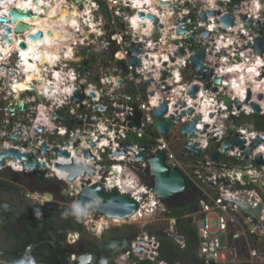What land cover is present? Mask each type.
<instances>
[{
	"label": "built area",
	"instance_id": "2783aa9c",
	"mask_svg": "<svg viewBox=\"0 0 264 264\" xmlns=\"http://www.w3.org/2000/svg\"><path fill=\"white\" fill-rule=\"evenodd\" d=\"M46 1L53 4L56 0ZM134 1L84 0L82 4L75 0L63 1V8L79 16L78 22L72 25L78 46L73 44L71 59L81 56L78 55L80 48H76L79 45L89 47L99 42L101 45L96 50L107 59L105 63L81 67V61H69L55 64L52 69L45 66L47 88L37 92L40 82L34 80L33 90H26L18 97L11 86L15 84L9 81L10 73H15L11 71L12 55L7 57L8 61L5 59L7 64L0 65V139L5 136L10 139L6 148L5 143L0 145V161L4 163L0 166L6 165L19 173L30 172L25 161L35 157L33 145L37 150L55 147L61 155L65 153L67 156L64 155L60 164L67 179L71 174L64 169L66 166L92 168V176L88 172L83 176L78 174L70 187L77 197L76 207L80 194L77 187H83L84 182H87L85 188L102 186L110 194L117 189L138 206L137 212L126 220L95 211L87 215L88 223L97 224L91 229L100 234V221V227L107 228L111 223L144 221L168 212L166 204L143 182L148 175V162L137 160L142 153L150 158L162 152L166 164L171 169L179 168L185 175L193 198H197L192 202L196 204L194 211L185 217L196 229L199 259L204 264H264V227L232 202L246 196L252 205L261 200L264 203V128L255 126L256 120L264 118V43L263 54H255L254 41L259 35L245 28L242 20L243 16L252 19L253 27L259 31L264 25V0H223V6L216 8L202 6L200 0H157L155 6L148 0H140L142 5L136 6ZM207 10H216L218 15L209 16L206 24L202 13ZM139 13L155 16L158 24L155 26L153 20L140 18ZM225 15H231L236 24L225 26L221 22ZM213 24H216L211 27L214 31L203 37L200 28ZM158 25L162 28L157 29ZM169 25L187 31L178 37L182 41L180 46L207 48L205 66L208 69L202 71L204 77L200 80L193 76L195 80L189 81L184 74L191 63L189 57L195 54L187 48V56L169 64L175 70L161 80V72L165 70L162 61L171 56L168 52L172 54L178 48H166ZM262 33L264 37V30ZM190 34L195 36L187 45L183 41ZM112 44L119 47L113 54L114 60L126 61L125 73L109 60ZM137 46H140V54L136 56L139 64L133 67L127 60L130 50ZM118 55L123 58H117ZM15 62L14 67L18 66V61ZM58 73H61L60 81L55 85L49 78ZM180 74L184 78L181 84L178 83ZM217 80L222 83L217 84ZM193 86L198 91L191 97ZM164 102H167V113L163 118L173 117L176 126L167 136L156 127L154 115ZM252 105L259 108L258 113ZM189 109H192L190 114ZM195 116L200 118L198 131L195 138H190L182 132V127L189 125ZM144 138L148 143L142 151ZM237 140L243 144L238 145ZM256 141L261 142L255 144ZM22 143L27 145L21 148ZM230 143L232 146L223 150ZM12 149L21 150L18 153L28 158L15 159L10 155L5 164L4 151L12 152ZM214 153L219 155L218 161L212 159ZM120 159L124 160L123 164L118 162ZM131 175L135 176L136 184ZM138 184L140 189H133ZM77 212L83 215L78 207ZM96 218H100L97 223ZM261 220L264 223V210Z\"/></svg>",
	"mask_w": 264,
	"mask_h": 264
},
{
	"label": "flooded vegetation",
	"instance_id": "af4514ba",
	"mask_svg": "<svg viewBox=\"0 0 264 264\" xmlns=\"http://www.w3.org/2000/svg\"><path fill=\"white\" fill-rule=\"evenodd\" d=\"M57 1L62 2V0ZM13 37L17 38L11 35V40ZM19 38L21 41L22 37ZM6 46L4 42L5 50ZM1 58L2 56L0 60ZM4 61L5 59L0 65L7 64L8 59ZM95 62L98 60L95 59ZM16 84L18 85L19 82ZM9 141L10 139L5 136L0 139V145L5 143L6 148ZM48 141L51 143V140ZM24 145L27 143L20 144L21 148ZM31 148L36 152L35 157L32 158L38 162L36 169L19 173L6 165L0 166V264H57L54 257L57 251L62 254L60 257L63 260L60 264H200L202 262L198 257L197 249L196 252L191 250L187 234L177 226L172 230L164 229L162 234L171 243L173 251L178 253L177 257L173 258V263L167 262L168 258H164L156 250L159 241L152 234L154 232L133 230L135 227H132L130 235L115 233L106 236L111 230L108 226L97 234L91 229V226H96L93 225V221L88 223L89 217L79 215L73 208L77 197L70 189L73 181L67 179V176L63 177L65 171L62 170L63 165L60 162L64 159V155L58 153L55 147H49L46 152L37 150L33 145ZM15 151L17 150L12 149V152ZM8 156L10 157V155L4 157L5 164ZM41 158L44 160L39 162L38 159ZM28 161L31 162V159ZM38 173L43 176L42 179L37 177ZM109 194L103 191L104 197H108ZM193 200V194L189 189L174 200L172 207H185L189 203L191 206L196 205L192 203ZM99 219L96 218L95 223ZM170 221L175 220L170 219ZM139 223H142L143 228L146 225L143 220L130 224ZM127 245L126 252L118 253L119 248Z\"/></svg>",
	"mask_w": 264,
	"mask_h": 264
},
{
	"label": "water",
	"instance_id": "95a60500",
	"mask_svg": "<svg viewBox=\"0 0 264 264\" xmlns=\"http://www.w3.org/2000/svg\"><path fill=\"white\" fill-rule=\"evenodd\" d=\"M3 1V0H1ZM77 3L81 4L84 0H75ZM232 2H235V0H232ZM219 6L222 5L221 2L217 3ZM81 8V7H80ZM209 15H216L218 12L216 11H208ZM36 15H33L31 12L28 13L26 11H21L16 8H10L9 13H7L4 16H0V27L3 29V36H0V39L3 38L7 40V42H10L9 35L11 34L12 30L8 28L7 24L8 22H11L15 26L14 32L16 34H22L26 35V33H29L32 31V25L26 22H32L34 19H36ZM140 18H148L149 20L154 21V25L156 26L158 24V19L153 15H145L143 13H139ZM207 15L206 13L202 14V19H206ZM11 19V20H9ZM243 19H245L243 17ZM21 20V21H19ZM221 22L225 26H233L235 24V21L231 15H225L222 17ZM253 21L248 20L246 21V28H249L252 32L257 33L259 35L258 38L255 39V52L257 55H261L263 52L262 45L264 43V37L262 30H264V25L260 26V30H256L253 26ZM162 25H159V28H161ZM184 32L183 30L179 29L177 31V34H180ZM203 36L208 37L209 33L204 31L202 33ZM31 40H38L42 37V33L38 32L36 35L30 34ZM193 35H188L187 39L192 38ZM92 38V36L90 37ZM23 44V43H22ZM250 45V44H249ZM24 46V44H23ZM139 47L137 46L135 48H132L130 50V53L136 55L138 54ZM118 47L114 48L115 50H118ZM192 49V47H190ZM206 54H207V48L202 47L198 55H194L191 57V62L193 63L192 68L194 70H203L206 64ZM185 55V50L183 48H179V50L174 53L173 57L170 58L173 62L176 57H182ZM112 58V57H111ZM128 62L131 65H137L138 60L134 57L128 58ZM118 67L121 69L122 72L125 71L124 63L122 61L116 62ZM84 65H87V62L83 63ZM81 72V70H79ZM166 73H163V76H165ZM201 79L204 77V75H198ZM120 84H122L121 81H119ZM222 83L221 81H217V84ZM32 90V89H31ZM197 92V87H193L190 95L192 97L195 96V93ZM93 96V94H91ZM262 96H259V99H261ZM79 98H77L78 100ZM224 100L229 103V100L227 98H224ZM253 106V105H252ZM255 112H259V108L254 105ZM167 112V102H164L159 109H157L154 112L155 115V125L159 129L160 132H162L164 135H168L169 129L172 128V120H163L164 114ZM192 110H189L188 113H191ZM199 117L197 116L193 119V121L182 128V132L184 134L189 135L190 138H194L196 135L195 133L198 131L197 123H198ZM261 141H256L255 144L260 143ZM233 143L225 144L224 149H227L228 146H232ZM238 145H242L243 141L237 140ZM191 149L194 151V153H197L194 147H191ZM43 152H46V147H43ZM5 155H12L15 159L20 158H28L26 155H22L19 153H13L11 151L5 150ZM63 155L67 156L65 153H62ZM87 155L89 152L86 153ZM218 154L214 153L212 155V159L214 161H218ZM144 156L140 155L137 160H143ZM149 169L150 172V181L153 187V191L157 194L158 197H160L165 202H172L175 199H178L188 188L189 184L184 178V176L179 172L178 169H171L166 163H165V156L161 153H158L154 155L153 157L149 158L148 160ZM258 161L261 163V158L258 157ZM26 166L30 168V170H34L38 166V162L35 159H31V162L28 160L25 161ZM1 165L3 162H0ZM67 171L70 172V180L74 181L78 174L83 176L86 172L89 173L90 176L93 175L94 171L92 168L89 167H83L80 165L71 164L69 166L64 167ZM37 177L39 179H42L43 176L41 174H37ZM87 185V182H84L83 187H77V190L80 192V195L78 197L77 201V207L79 211L83 215H89L92 212H98L101 213L107 217L111 218H117L119 220L127 219L129 216L134 215L137 212L138 206L136 203L132 202L127 196L119 195V194H111L108 197H103V187L102 186H96V187H88L85 188L84 186ZM84 188V189H83ZM245 214L251 216L254 218L262 227H264V223L261 220V215L264 210V203L263 201H259L255 205H252L245 197L237 198L232 200ZM83 257L81 258V260ZM247 264V263H243Z\"/></svg>",
	"mask_w": 264,
	"mask_h": 264
},
{
	"label": "bare ground",
	"instance_id": "6f19581e",
	"mask_svg": "<svg viewBox=\"0 0 264 264\" xmlns=\"http://www.w3.org/2000/svg\"><path fill=\"white\" fill-rule=\"evenodd\" d=\"M139 1L140 0L134 1V5L141 6L142 4L139 3ZM206 1L208 2V0ZM148 2L152 6H155L158 3L157 0H148ZM212 2L216 3L215 0H212ZM63 4H64L63 1L62 2L56 1V3L50 4L49 1L46 0H30L27 2L24 0H3V1L0 0L1 17L6 15L9 12L10 7L12 6H16L21 11H26L28 13H30V10L32 9L33 11H31V13L33 15L38 16L36 17V19L32 21L33 22L32 31L26 33V35L18 34L19 36L22 37L21 41L19 36H17L16 39L13 37L11 40L10 38V42H7V40L5 39L2 42H0L1 43L0 57L2 56L0 63L4 59H6L9 55H19L18 66L15 67L13 66L12 71L13 72H15V70L19 71V67L21 65L23 66L22 71H20V73H18L15 78L16 81L14 82V84L16 86L12 85L13 87H15L13 88V90L17 93L16 96L31 88L33 90L32 86L34 85L32 81L34 80L40 81V85L44 84V81H42L43 77L41 76V74L43 73L45 74V72H43V67L48 66L50 67V69H52L55 64H58L63 60L62 55L67 56V60H64L66 61L64 63H68L69 61H72L74 63L80 62L81 60L80 58L71 59L70 57V55H73L72 54L73 44H76L78 46V43L75 41L72 35V31L67 29L71 27L74 23L78 22L79 16L76 15L75 13L71 15L66 8L62 7ZM211 6L212 8H215V6L214 7L213 5ZM152 11L154 12V9H152ZM37 13L39 14L41 13L42 15H44V17H40ZM165 22H169L167 16L165 17ZM7 26L10 27L11 25L8 24ZM215 26L216 24H213L212 26H209V29L207 30L212 31L211 27L214 28ZM11 28H14L13 25L11 26ZM61 28L64 29V34L61 32ZM59 29L60 31H58ZM37 32H41L42 37L36 41L31 40L29 35L35 34ZM2 33H3V29H0V34L2 35ZM4 42H5V46L10 45L11 43L12 44L10 46H6V50H5V48L3 47ZM22 43L24 44V46ZM52 43L60 44L62 47L61 52L63 51L65 52H63L62 55H58L57 57L52 55L53 54ZM95 45H101V44L99 42H95ZM152 55H157V54H152ZM120 56L121 55H118L117 58L122 59L123 57ZM164 63H168V61L166 60ZM10 74L11 76H15L14 73H10ZM21 74H22V76L20 77L21 80L18 81L17 77H19ZM60 76L61 73L55 74L52 76V78H49V80H53L54 84L56 85L60 81ZM18 82L19 84L17 85L16 83ZM42 87L37 85L36 91L42 92L45 88H47V86L44 88ZM115 171H118V169H115ZM116 174L117 173H115V175Z\"/></svg>",
	"mask_w": 264,
	"mask_h": 264
},
{
	"label": "clouds",
	"instance_id": "9594fccd",
	"mask_svg": "<svg viewBox=\"0 0 264 264\" xmlns=\"http://www.w3.org/2000/svg\"><path fill=\"white\" fill-rule=\"evenodd\" d=\"M24 1H28V0H24ZM30 1V0H29ZM57 1V0H56ZM56 1L54 2V3H56ZM62 1H64V0H62ZM216 1V6H219L217 3H219V2H221L222 3V5L221 6H223V0H221V1H217V0H215ZM82 4V3H81ZM200 5H202V6H204V5H209L208 4V2L206 1V0H200ZM211 6V5H210ZM210 6H208V7H210ZM81 7V6H80ZM10 8H15V7H10ZM82 8V7H81ZM80 8V9H81ZM10 10V9H9ZM18 10H20V9H18ZM31 11H33L32 9L30 10V12ZM208 11H216V10H207L206 12H204V13H206V15H207V17H206V19H203V20H205V22H206V24L207 23H209L208 22V18H209V16H215V15H209L208 14ZM217 12V11H216ZM9 13V12H8ZM40 17H44V15H42L41 13L39 14V13H37ZM203 14V13H202ZM216 15H218V14H216ZM243 17L245 18V19H243ZM242 17V20H244L245 21V24H244V27H245V25H246V21H248V20H252V19H246V17L245 16H243ZM9 20H11V19H9ZM79 20V19H78ZM19 21H21V20H19ZM235 21V20H234ZM253 21V20H252ZM29 23H33V22H29ZM170 23L173 25V23H172V21H170ZM215 23H217V21L215 22ZM8 24H10L11 26L13 25V24H11V22H8ZM7 24V25H8ZM167 24H168V22H167ZM235 24H236V22H235ZM234 24V25H235ZM30 25H32V24H30ZM233 25V26H234ZM11 26L9 27L8 26V28H10L11 30H12V32H11V34L10 35H15L16 37L17 36H19V35H22V34H16L15 32H14V28H15V26L13 25V27L14 28H11ZM252 26H253V24H252ZM169 27L171 28V25H169ZM232 27V26H231ZM162 28V27H161ZM161 28H159V25H158V27H157V29H161ZM246 28V27H245ZM155 30V35L156 36H158L157 34H158V30ZM179 29H181V28H178V29H173V28H171V29H169V30H167V34L165 35V38L167 39V45H166V48H167V50L169 49V48H173V47H178L175 51H173V53L172 54H169V52H168V55H171V56H169L168 57V63H164L165 61H163V66L165 67V70H163L162 72H161V80H165L167 77H169L170 75H171V72L172 71H174L175 69H173L171 66H168L169 64H174V63H177L180 59H183V58H185L186 56H187V53H186V48L188 49V51L189 52H194L195 54L194 55H198L199 54V52H200V50H201V48H200V50H198V47L197 46H192V45H188V43L190 42V40L191 39H193L194 38V36H195V34H190V35H193V37L192 38H190V39H187V36H186V39L183 41V43H185V44H187L188 46L185 48V47H183V46H180V44H182V41L180 40V39H178V37H180V36H182V35H185V33L187 32L186 30H184V29H181V30H183L184 32H182V33H180V34H177V31L179 30ZM201 30V35H202V33L204 32V31H206V32H208L209 34L212 32V31H214L213 29H212V31H208L207 29H209V27H207L206 25L205 26H203V27H201L200 28ZM249 29V28H248ZM70 30L72 31V26L70 27ZM250 30V29H249ZM251 31V30H250ZM263 31V30H262ZM38 33V32H37ZM37 33H35V34H32V35H36ZM254 33V32H253ZM10 35H9V38H10ZM1 37L3 36V33H2V35H0ZM92 36V38H93V35H90V37ZM203 36V35H202ZM204 37V36H203ZM91 38V39H92ZM258 38V37H257ZM4 39L3 38H1L0 39V42H2ZM249 45V44H248ZM251 45V44H250ZM92 47H94V45H91V46H89V47H86V46H84V47H82L81 45H79V47H77V48H80V50H81V52L78 54V55H81V56H78L77 58H80L81 60V67H90V65L92 66H94V65H96V64H99V63H105V61H107V59H104V58H102L101 59V61L100 62H95V58H94V56H95V54H97V53H94V51H91V50H93V48ZM115 47H118L116 44H112V47H111V54H109L110 56H109V60H111V61H113L116 65H117V61H122L123 63H124V68H125V62L126 61H124V60H114V57H113V54L116 52V51H118V50H115L114 51V48ZM190 47H192V49H190ZM205 47V46H204ZM119 48V47H118ZM179 48H183L184 50H185V55H183L182 57H176L175 58V60L172 62L171 61V59L170 58H172L173 57V55H174V53H176L178 50H179ZM79 50V51H80ZM83 50V51H82ZM197 50H198V52H197ZM86 51V52H85ZM140 51V50H139ZM140 54V52L138 53V54H136V55H134V54H132L131 53V56L130 57H134L135 59H137L138 60V64H139V58H137L136 56H138ZM255 54H256V52H255ZM262 54H263V52H262ZM261 54V55H262ZM194 55H192V56H194ZM191 56V57H192ZM103 57V56H102ZM112 57V58H111ZM129 57V58H130ZM191 57H189V59H190V61H191ZM12 58H13V61H14V63H16L15 62V60H19V55H12ZM128 61V60H127ZM84 62H87V65H84L83 63ZM14 63H12V64H14ZM129 63V62H128ZM130 64V63H129ZM137 64V65H138ZM100 65H104V64H100ZM131 65V64H130ZM137 65H132L133 67H135V66H137ZM192 65H193V63L191 62V63H189L188 65H187V67H186V69L184 70V74H186V77H187V79L189 80V81H193V80H195V78H193V76H195L196 77V79L197 80H200V79H198L199 78V76L198 75H201V73H202V71L203 70H207L208 69V67H204V69L201 71V70H194L193 68H192ZM206 65V64H205ZM117 67H118V65H117ZM118 69L120 70V72L121 73H125V71H126V68H125V71L124 72H122L121 71V69L118 67ZM81 70V69H80ZM82 71V70H81ZM79 73H81V72H79ZM163 73H166L165 74V76H163ZM217 81H219V80H217ZM184 82V78H182V74H180V79H179V81H178V83H183ZM193 87H197V86H193ZM192 87V88H193ZM192 90V89H191ZM197 91H198V87H197ZM191 92V91H190ZM91 94H93V93H91ZM91 94H90V96H91ZM190 94V93H189ZM248 96L250 95V92H248V94H247ZM93 96H94V94H93ZM92 96V97H93ZM191 96V95H190ZM192 97V96H191ZM229 100V99H228ZM227 103V102H226ZM229 103H230V100H229ZM229 103H227V104H229ZM159 109V108H158ZM157 110V109H156ZM155 110V111H156ZM189 110H192V109H189ZM188 110V111H189ZM154 111V112H155ZM167 113V112H166ZM165 113V114H166ZM192 113V112H191ZM164 114V115H165ZM188 114H190V113H188ZM196 117V116H195ZM194 117V118H195ZM199 117V116H198ZM197 117V118H198ZM172 120V128L171 129H169V130H171V131H174V130H176V126L173 124V117H170V118H168V119H164L163 118V120ZM178 119H179V117H178ZM200 119V118H199ZM248 120V119H247ZM262 120H264V119H262ZM199 121V120H198ZM248 123V122H247ZM137 128H138V126H136ZM183 128V127H182ZM195 135H196V133H195ZM165 136H167V135H165ZM196 137V136H195ZM194 137V138H195ZM128 141H130L129 139H128ZM143 142H144V145L141 147V149H142V151H145L146 149H147V139L146 138H144V140H143ZM179 144H182V143H179ZM159 153H161V154H163L164 156H165V154L164 153H162V152H159ZM158 154V153H157ZM179 154V153H178ZM142 155L144 156V159L142 160V161H146V162H148L147 160L149 159L148 157H146V154L145 153H142ZM156 155V154H155ZM154 156V155H153ZM153 156H151V157H153ZM219 156V155H218ZM150 157V158H151ZM0 162H3V161H0ZM118 162L119 163H121V164H123L124 163V160H122V159H120V160H118ZM166 163V162H165ZM1 164V163H0ZM4 164V163H3ZM2 164V165H3ZM149 169V168H148ZM148 169H147V171H148ZM173 169H178L179 170V172H180V169L179 168H173ZM127 173H130V172H127ZM181 173V172H180ZM130 174H132V173H130ZM182 174V173H181ZM183 176H184V178L186 179V177H185V175L184 174H182ZM132 177H131V179H132V181H133V183L134 184H136V181H135V179H134V175H131ZM150 172L148 171V175L145 177V179L143 178V182H144V184H146V185H148L151 189H152V191H153V187H152V184H151V181H150ZM186 181L188 182V180L186 179ZM141 182V181H140ZM189 184V183H188ZM134 188H136V189H140V187H139V184L138 185H134L133 186V189ZM189 189H191L190 188V186H189V188L187 189V190H189ZM186 190V191H187ZM104 191V190H103ZM140 191V190H139ZM153 193H155L154 191H153ZM111 194H119V195H121L119 192H118V190L117 189H114V191H113V193H111ZM111 194H109V195H111ZM80 195V194H79ZM122 195H124V194H122ZM144 196H147V194H143ZM155 195L157 196V194L155 193ZM124 196H126V195H124ZM104 197V196H103ZM158 197V196H157ZM158 198H160V197H158ZM160 200L161 201H163L161 198H160ZM197 200V198L195 197L194 198V200L193 201H196ZM133 202V201H132ZM165 204H166V206L168 207V212H162V214H161V216H165L166 217V214H168L169 212H170V210L172 209V208H175V207H172V204H173V202L174 201H172V202H165V201H163ZM156 206H157V209H160V207L158 206V204H156ZM187 207H192L191 206V204L189 203V205H187ZM161 217H158V218H151V219H147V220H144V221H147V223H146V225L147 224H149V225H152L153 223H151V222H158L159 221V219H160ZM167 218V217H166ZM186 218V217H185ZM168 219V218H167ZM166 219V220H167ZM123 220H126V219H123ZM165 220V221H166ZM188 220V222H190L191 223V225L194 227V224L192 223V221L191 220H189V219H187ZM170 220L168 219V221L167 222H169ZM163 222V221H162ZM145 225V226H146ZM173 227V226H172ZM195 228V227H194ZM104 230V227L101 225V227H100V231L102 232ZM197 233V232H196Z\"/></svg>",
	"mask_w": 264,
	"mask_h": 264
},
{
	"label": "trees",
	"instance_id": "16d2710c",
	"mask_svg": "<svg viewBox=\"0 0 264 264\" xmlns=\"http://www.w3.org/2000/svg\"><path fill=\"white\" fill-rule=\"evenodd\" d=\"M264 119V118H262ZM256 120L255 121V126L258 129H263L264 128V120ZM248 121V120H246ZM196 207V205H193L192 207H178V208H172L170 210V212L168 214H166V217L170 220V219H174V222L172 223V226H177L179 229H181L183 232H185L187 234V238H188V242L190 244L191 250L196 252V249L198 247V238H197V233H196V229L194 227H192L191 223L188 222V220L185 218V216L188 215V213H192L194 211V208ZM153 235H155L158 238L159 243H157V248L156 250L160 252V254L164 257V258H168L167 262H172L173 263V258L177 255L178 253L173 251L172 245L171 243L162 236L163 234V230H160L158 232H154L152 233ZM176 249V248H175ZM128 250V245L119 248L118 253L120 252H126ZM58 251L54 254L55 258V263L60 264L62 262L61 257ZM112 263V261H111ZM200 264H203L202 262H200Z\"/></svg>",
	"mask_w": 264,
	"mask_h": 264
},
{
	"label": "rangeland",
	"instance_id": "374dc122",
	"mask_svg": "<svg viewBox=\"0 0 264 264\" xmlns=\"http://www.w3.org/2000/svg\"><path fill=\"white\" fill-rule=\"evenodd\" d=\"M212 5H213V7L215 6V8H216V4H215V2L214 3H212ZM202 7V6H201ZM68 30H70V27L69 28H67ZM71 31V30H70ZM77 48V47H76ZM76 48H75V50H74V55H75V51H76ZM93 48V50H91V51H94V53H98V54H95V56H94V58L96 59V60H98V62L103 58L102 56L103 55H101L102 54V52H98L96 49H98L99 50V47L97 46V45H95L94 47H92ZM83 51V50H82ZM58 55H62V53L61 54H58ZM62 58H63V60L61 61V62H59V63H64V62H66V61H64V60H67V56L66 55H62ZM2 63V62H1ZM11 66H13V64L11 63ZM93 70H97V68H95V67H93ZM94 71V72H95ZM53 81V80H52ZM44 87H46L47 86V79H45L44 80V85H43ZM175 143V142H174ZM74 204H75V202H74ZM73 208L74 209H76L77 210V207H75V205L73 206ZM167 218L163 215V216H161V218L159 219V221L158 222H151V223H153L152 225H149V224H147L144 228L142 227V223H139V224H136V225H133V224H130V223H128V221L127 222H123V221H121L122 223H120V224H118V225H114V224H110V227H111V230H110V232H108L107 234H106V236H111V235H114L115 233L117 234V233H122V234H125V235H130V233L132 234V230H131V228L132 227H135L133 230H142V231H144V232H158V231H160V230H164V229H169L170 228V226H172V223H171V221H169V222H167L168 221V219L166 220ZM166 220V221H165ZM95 222H96V220H94ZM100 220H98V222H99ZM163 221V222H162ZM144 222H146L147 223V221H144ZM102 222L100 221L98 224H101ZM257 249H258V251L259 252H261L262 251V249H261V247H256ZM246 254V252H243V255H245Z\"/></svg>",
	"mask_w": 264,
	"mask_h": 264
},
{
	"label": "crops",
	"instance_id": "0c3cea01",
	"mask_svg": "<svg viewBox=\"0 0 264 264\" xmlns=\"http://www.w3.org/2000/svg\"><path fill=\"white\" fill-rule=\"evenodd\" d=\"M208 3H209V5H212V0H208ZM58 31H60V29L58 30ZM61 32L64 34V29L63 28H61ZM70 48V47H69ZM61 50H62V47H61V45L60 44H53L52 43V51H53V54L52 55H54V56H58V54H61V53H63V52H65V51H63V52H61ZM72 54H73V51H72ZM9 59V58H8ZM11 68H13V66H11ZM22 68H23V66L21 65L20 67H19V71H17V70H15V73H16V75L15 76H11V74H10V82L11 83H13V80L16 78V76H17V74L18 73H20V71H22ZM50 68V67H49ZM12 71V70H11ZM14 73V74H15ZM22 76V74L19 76V77H17V79H18V81L20 80V77ZM41 76L43 77V80L42 81H44L47 77H48V74H47V76H45V74L43 73V74H41ZM37 82H40V81H37ZM14 84V83H13ZM44 84H42V85H38V86H43ZM12 86V85H11ZM12 88V87H11ZM38 88V87H37ZM42 88H44V86L42 87ZM19 95V94H18ZM18 95L16 96V97H18Z\"/></svg>",
	"mask_w": 264,
	"mask_h": 264
}]
</instances>
